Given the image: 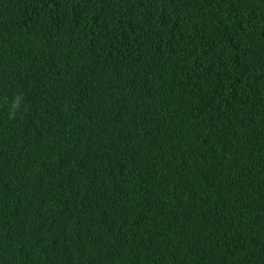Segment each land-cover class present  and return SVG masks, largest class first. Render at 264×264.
<instances>
[{
	"label": "trees",
	"instance_id": "1",
	"mask_svg": "<svg viewBox=\"0 0 264 264\" xmlns=\"http://www.w3.org/2000/svg\"><path fill=\"white\" fill-rule=\"evenodd\" d=\"M0 264H264V0H0Z\"/></svg>",
	"mask_w": 264,
	"mask_h": 264
},
{
	"label": "clouds",
	"instance_id": "2",
	"mask_svg": "<svg viewBox=\"0 0 264 264\" xmlns=\"http://www.w3.org/2000/svg\"><path fill=\"white\" fill-rule=\"evenodd\" d=\"M23 100V96L22 95H17L12 103H11V112H10V118H14L15 117V112L17 110H19L21 102Z\"/></svg>",
	"mask_w": 264,
	"mask_h": 264
}]
</instances>
